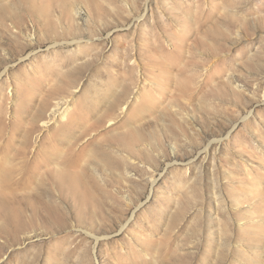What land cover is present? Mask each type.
Wrapping results in <instances>:
<instances>
[{
	"label": "rangeland",
	"instance_id": "obj_1",
	"mask_svg": "<svg viewBox=\"0 0 264 264\" xmlns=\"http://www.w3.org/2000/svg\"><path fill=\"white\" fill-rule=\"evenodd\" d=\"M0 264H264V0H0Z\"/></svg>",
	"mask_w": 264,
	"mask_h": 264
}]
</instances>
